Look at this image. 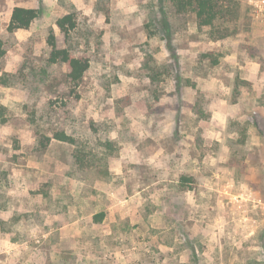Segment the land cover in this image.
Listing matches in <instances>:
<instances>
[{
	"label": "rangeland",
	"instance_id": "374dc122",
	"mask_svg": "<svg viewBox=\"0 0 264 264\" xmlns=\"http://www.w3.org/2000/svg\"><path fill=\"white\" fill-rule=\"evenodd\" d=\"M219 4L214 40L171 0H0V264H264V0Z\"/></svg>",
	"mask_w": 264,
	"mask_h": 264
},
{
	"label": "trees",
	"instance_id": "16d2710c",
	"mask_svg": "<svg viewBox=\"0 0 264 264\" xmlns=\"http://www.w3.org/2000/svg\"><path fill=\"white\" fill-rule=\"evenodd\" d=\"M178 13H190L195 16L198 27H208L210 29V35L212 39L215 37L214 27L215 22L221 18H226L230 15L231 10L226 6H221L219 0H171ZM38 17L37 10L26 9L21 7H15L10 17V23L8 31L14 32L20 29H27L31 23ZM59 30L64 34L66 40V47L58 48L56 45V39L52 30H50L46 36V45L49 48L48 63L49 64H63L67 68V81L69 84H78L84 73L88 69V61L80 56H76L72 51V44L70 39V31L75 29L74 16L69 13L61 18H58L55 22ZM214 29V30H213ZM217 32V31H216ZM219 33V31H218ZM219 37L223 38L229 33H219ZM225 34V35H223ZM70 39V40H69ZM214 39V40H216ZM196 114L202 115L203 112L199 108V104L196 103ZM204 118H208V115H203ZM45 141H49L50 138L43 137ZM53 138L58 141L74 144L75 139L67 135L64 132L54 133ZM39 146L42 148L46 144L39 141ZM78 155V154H77ZM75 156L78 161L79 156ZM79 162V161H78ZM93 222L100 223L103 219V213H98L92 216ZM3 225L2 222H0Z\"/></svg>",
	"mask_w": 264,
	"mask_h": 264
},
{
	"label": "clouds",
	"instance_id": "9594fccd",
	"mask_svg": "<svg viewBox=\"0 0 264 264\" xmlns=\"http://www.w3.org/2000/svg\"><path fill=\"white\" fill-rule=\"evenodd\" d=\"M128 11H130V12H131V11H135V9H134V8H130V9H128Z\"/></svg>",
	"mask_w": 264,
	"mask_h": 264
},
{
	"label": "crops",
	"instance_id": "0c3cea01",
	"mask_svg": "<svg viewBox=\"0 0 264 264\" xmlns=\"http://www.w3.org/2000/svg\"><path fill=\"white\" fill-rule=\"evenodd\" d=\"M246 64H251V63H253V62H245Z\"/></svg>",
	"mask_w": 264,
	"mask_h": 264
}]
</instances>
